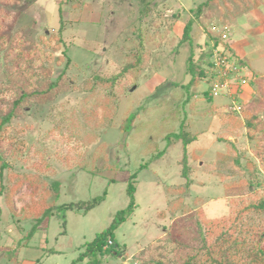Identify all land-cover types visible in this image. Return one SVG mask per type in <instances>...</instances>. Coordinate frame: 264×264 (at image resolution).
Wrapping results in <instances>:
<instances>
[{"label":"rangeland","instance_id":"obj_1","mask_svg":"<svg viewBox=\"0 0 264 264\" xmlns=\"http://www.w3.org/2000/svg\"><path fill=\"white\" fill-rule=\"evenodd\" d=\"M24 1L0 0V96L9 94L3 90L9 43L21 67L26 60L35 69L45 65L51 79L66 58L69 64L51 98L23 102L2 133L0 168L2 159L9 166L0 195V264H70L128 205L125 188L135 171L136 205L115 229L120 251L101 264L171 263L176 237L171 227L188 225V211L194 218L200 209L222 220L241 200L264 197V133L247 127L242 112L264 99V0L257 7L245 0V11L237 0L214 3L198 18L194 11L203 0H30L26 8ZM190 18L191 40L179 42ZM212 34L247 62L239 67L224 52L232 58L226 66L236 65L246 84L225 88L212 76L184 89L188 56L206 66ZM213 50L214 61L219 51ZM134 52L143 54L139 70L128 72L112 93L100 84L87 90L94 75L119 72ZM205 90L212 101L201 94ZM130 114L135 116L124 131ZM256 114L264 120V106ZM180 118L196 133L188 146V186L181 175V143L161 153L163 137L179 129ZM247 160L260 173L249 192L248 170L254 165L242 168ZM54 180L60 183L56 205L104 191L105 198L85 213L54 210L29 234L32 205L53 201ZM243 222L250 236L261 233L264 213L252 212Z\"/></svg>","mask_w":264,"mask_h":264},{"label":"trees","instance_id":"obj_2","mask_svg":"<svg viewBox=\"0 0 264 264\" xmlns=\"http://www.w3.org/2000/svg\"><path fill=\"white\" fill-rule=\"evenodd\" d=\"M227 1L228 0H203L196 6L194 14L198 18L203 13V10L214 3L226 4ZM237 1L238 3L241 2L243 6L239 9L240 11L241 9L243 11L247 10L245 0ZM28 2H30V0L24 1V8H26ZM250 2L253 7H257L259 3L258 0H250L249 3ZM192 24L193 19L190 18L184 25L183 34L179 42H190ZM61 30L62 26L58 28L59 35ZM211 37L213 39L212 47L204 52V56L206 57L204 62L206 66L203 67L199 65L192 53L188 56L186 60V70L190 75V79L184 84V89L192 85H197L202 79L208 81L209 77L215 76L216 69L214 70V61L211 59L214 51L213 49L219 51L217 52L218 56H225L227 60L229 58L232 59L229 55L231 53V56L235 57L234 63L239 67L247 65L246 61L234 54L232 47H230L227 42L221 41L213 34ZM9 44V47H6L3 53V57L7 60L4 64L3 71L5 78L3 90L9 91V94L0 96V143L6 125L10 123L16 112L21 108L22 103L29 99L40 100L51 98L54 94V90L63 84L62 75L65 73L66 67L69 64V59L66 58L63 70L54 79H51L49 77L50 68L45 65L40 66L39 69H35L34 67H28L30 62L26 60L25 66L21 67L19 65V55L15 53L11 43ZM65 49L66 47L62 50V55L64 57L66 53ZM227 50L229 54L224 53ZM133 58L134 60L127 62L117 73L109 76L94 75L93 81L89 82L90 84L87 90L94 92L97 85L100 84L103 87L108 86V92L112 93L114 86L120 85L122 82L121 80L125 78L128 72L139 70L143 54L134 52ZM201 94L205 96L207 101H212L213 98L208 95L206 90ZM185 95L187 96L186 98H188V95ZM252 105L253 107L249 109L244 108L242 110L245 118V125L247 127L253 126L256 131L259 130L264 133V120L261 121L260 117L256 114L257 111L259 112L261 110V106H264V99L257 100ZM134 116L135 114L127 116L125 123L121 127L124 131L129 130ZM186 125L185 118H180L179 129L163 137L167 143L165 148L161 150V153H164L171 144L181 143L183 154L180 160L182 164L181 175L186 179L185 185L188 186L191 182L189 179L190 169L187 165L188 146L196 139V133L190 132ZM230 143L234 145L233 142ZM235 160L236 163L239 164L238 159L236 158ZM260 160L264 163V154L260 155ZM250 165H254V163L251 160H247L242 168H249ZM8 166L9 164L2 159L0 168V195L5 191L3 177L4 170ZM136 174L137 171L129 174L127 179L125 191L129 197L128 205L118 210L110 224L98 231L90 241L84 244L77 258L70 264H78V262H83V264H101L105 256H114L120 251L121 244H119L115 238V229L132 213L136 205L134 196L137 188V181L135 179ZM248 174H251L246 184V188L249 192L252 190L254 184L258 183L257 178L260 173L255 169L254 165L253 169L248 170ZM261 179L263 182L264 178ZM49 188L53 192V201L45 206L44 202L32 205L34 208L32 207L31 209L34 211L32 210V226L29 234H32L44 219H49L53 215L54 210L61 212L65 210H77L85 213L104 200L106 194V191H104L102 194L89 200L65 202L56 205L55 200H57L60 192L59 181H52ZM4 196H7V193H4ZM8 199L9 198H7V200ZM226 200L229 201L230 199ZM252 212L264 213V197L250 202L241 200L232 210V215L222 220L209 219L203 215L200 209L196 211L198 216L194 218V212H192V210L188 211V225L183 224L178 228L177 225H172L171 227V229H175L176 231L173 250L175 259L168 264H264V246L262 245L264 240V229L261 233H253L252 236H250V234H248V228L245 230L243 226L245 216ZM158 264L161 263L159 262Z\"/></svg>","mask_w":264,"mask_h":264},{"label":"built area","instance_id":"obj_3","mask_svg":"<svg viewBox=\"0 0 264 264\" xmlns=\"http://www.w3.org/2000/svg\"><path fill=\"white\" fill-rule=\"evenodd\" d=\"M227 59H225V56H216L214 58V70L216 69V74L215 77L216 79L220 80V82L224 81L222 85H225V88H230L232 85L231 84H241L244 85L246 84L247 80L243 78L242 76L238 75V70L237 66L234 64H228V67L226 66ZM233 79V82L236 83H231L229 80ZM218 85H214L215 88ZM217 90L213 91L214 95H217ZM234 103V101H233Z\"/></svg>","mask_w":264,"mask_h":264},{"label":"crops","instance_id":"obj_4","mask_svg":"<svg viewBox=\"0 0 264 264\" xmlns=\"http://www.w3.org/2000/svg\"><path fill=\"white\" fill-rule=\"evenodd\" d=\"M250 61V60H249Z\"/></svg>","mask_w":264,"mask_h":264}]
</instances>
